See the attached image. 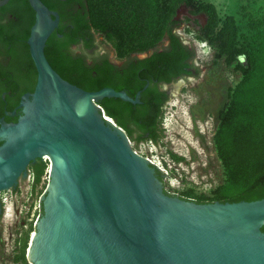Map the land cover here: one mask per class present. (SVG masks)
<instances>
[{"label": "water", "instance_id": "obj_1", "mask_svg": "<svg viewBox=\"0 0 264 264\" xmlns=\"http://www.w3.org/2000/svg\"><path fill=\"white\" fill-rule=\"evenodd\" d=\"M28 1L35 11L28 44L36 82L23 115L0 127V191L49 157L28 263L264 264V197L197 202L168 194L156 165L99 104L104 97L136 103L140 91L133 98L62 78L44 52L58 14L41 0Z\"/></svg>", "mask_w": 264, "mask_h": 264}, {"label": "trees", "instance_id": "obj_2", "mask_svg": "<svg viewBox=\"0 0 264 264\" xmlns=\"http://www.w3.org/2000/svg\"><path fill=\"white\" fill-rule=\"evenodd\" d=\"M82 5L89 26L103 35L117 58L148 51L166 35L171 37L170 47L140 60L136 69L130 68L124 74L111 64L102 67L86 66L83 62L67 64L66 58L53 47L52 37L47 39L44 48L53 69L65 80L85 90L112 87L124 90L133 98L140 90L138 103L104 97L99 104L128 137L137 130L140 137L152 140L159 136L162 104L166 98L152 86V82H170L186 73L187 60L194 56V52L187 50L172 34L181 23L176 19L177 11L185 6L191 15L205 17L204 24L192 21L197 29L196 38L213 51L214 61L223 60L225 65L233 66L240 78L229 88L226 103L216 116L213 142L223 181L209 195L196 194L190 189L185 191L184 198L197 202L263 198L264 16L247 14L248 29L242 33L232 15L220 16L215 5L205 0H82ZM31 17L33 20V12ZM25 57L33 68L29 53ZM146 81L150 85L143 89ZM172 157L180 159L175 155ZM30 167L34 184H37L47 162L38 160ZM29 233L30 230L25 232L19 252L14 256L20 264H29L26 258Z\"/></svg>", "mask_w": 264, "mask_h": 264}, {"label": "rangeland", "instance_id": "obj_3", "mask_svg": "<svg viewBox=\"0 0 264 264\" xmlns=\"http://www.w3.org/2000/svg\"><path fill=\"white\" fill-rule=\"evenodd\" d=\"M205 1L213 3L220 16L232 15L242 33L248 29L247 14L264 16V0ZM176 19L181 23L175 30L194 49L195 73L183 80L176 93L169 89L158 138L152 140L140 137V133L134 130L129 139L138 154L156 165L164 190L184 198L185 191L190 189L196 194L209 195L223 181L213 142L216 116L226 103L229 88L238 82L240 74L233 66L225 65L223 60L214 61L213 51L196 38L197 29L192 21L204 24L205 17L202 14L191 15L182 6L177 11ZM100 36L104 39L102 34ZM103 42L112 50L105 39ZM173 155L180 159H174ZM46 162L47 167L37 184H34L32 169L28 166V175L19 179L15 191L0 193L7 197L2 202L4 211L0 216V264H20L14 260V256L18 254L21 239L27 230H30L29 245L40 212V196L48 183L49 160ZM18 210H21L19 214Z\"/></svg>", "mask_w": 264, "mask_h": 264}, {"label": "flooded vegetation", "instance_id": "obj_4", "mask_svg": "<svg viewBox=\"0 0 264 264\" xmlns=\"http://www.w3.org/2000/svg\"><path fill=\"white\" fill-rule=\"evenodd\" d=\"M41 1L50 10L58 14V23L49 37H52L51 43L53 47L66 58L67 64L83 62L86 66L93 67L111 64L124 74L130 68L136 69L140 60L151 56L154 52L166 50L172 45L171 37L166 35L153 49L132 53L122 59L117 58L114 51L111 53L113 49L111 50L105 46L104 39L100 36V33L95 32L89 26L82 0ZM31 12H33V20ZM34 21L35 11L28 0H8L0 5V31L2 32V34L0 33V127L2 124L15 123L19 120V117L23 115V103L27 97L31 98V93L34 90L37 75L36 68L34 65L33 69L29 61H25L26 53H29L31 57L28 38ZM172 34L177 37L178 42L185 46L187 50L194 52L191 44L184 40L177 30L173 29ZM195 59L194 53L193 58L187 60L186 73L176 76L174 80L170 82H152V86L157 91L164 93L166 97L162 108H164L168 100L171 84L178 79H189V76L195 73ZM34 71L35 73L33 74ZM149 85L150 82L146 81L143 89ZM3 141L0 138V145ZM38 160L40 159L35 160L28 166L35 164ZM32 179L34 181L33 173ZM17 185L18 183L15 187L2 190L0 193L7 190L15 191ZM5 200H7V197L0 194V214L3 213L2 202ZM20 212L21 210L17 211L18 214ZM41 214L42 203L40 201V212L36 221ZM21 224L24 226V221Z\"/></svg>", "mask_w": 264, "mask_h": 264}, {"label": "bare ground", "instance_id": "obj_5", "mask_svg": "<svg viewBox=\"0 0 264 264\" xmlns=\"http://www.w3.org/2000/svg\"><path fill=\"white\" fill-rule=\"evenodd\" d=\"M178 87H180L178 82H177V83H174V84L171 85V90L173 91V93H176V92H177ZM106 117H107L109 120H112L110 117H108V116H106ZM43 157L49 159V157H48L47 155H43Z\"/></svg>", "mask_w": 264, "mask_h": 264}, {"label": "built area", "instance_id": "obj_6", "mask_svg": "<svg viewBox=\"0 0 264 264\" xmlns=\"http://www.w3.org/2000/svg\"><path fill=\"white\" fill-rule=\"evenodd\" d=\"M203 42V41H202ZM204 44H206L205 42H203ZM48 158L43 157V161H47ZM49 160V159H48Z\"/></svg>", "mask_w": 264, "mask_h": 264}]
</instances>
